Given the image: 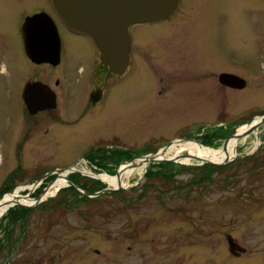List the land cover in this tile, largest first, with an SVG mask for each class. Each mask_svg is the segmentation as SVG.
<instances>
[{
	"label": "rangeland",
	"instance_id": "rangeland-1",
	"mask_svg": "<svg viewBox=\"0 0 264 264\" xmlns=\"http://www.w3.org/2000/svg\"><path fill=\"white\" fill-rule=\"evenodd\" d=\"M39 8L58 18L51 0H0V180L16 172L15 192L26 194L37 180L77 163L96 171L90 155L112 164L114 174L119 162L97 158L103 150L144 155L183 136L208 137L212 143L205 146L221 148L234 129L264 115V0H182L169 19L130 26L134 40L123 76L106 75L109 66L89 33L64 30L63 107L80 117L89 90L107 83L109 92L98 110L64 126L63 143L55 141L54 123L49 134L35 136L33 128L25 143L22 89L29 77L54 86L58 76L56 68L34 64L22 52V14L33 16ZM222 60L238 65L249 85L207 84L206 67ZM165 77L170 84L156 83ZM182 81L193 88L177 92ZM157 91L167 95L156 98ZM100 139L112 143L88 144ZM177 152L189 153L174 148L167 155ZM217 166L174 164L161 179L147 175L151 166H139L121 196H70L66 203L62 186L12 220L13 206L0 217V264H264V124L239 139L231 162ZM229 233L245 254H231Z\"/></svg>",
	"mask_w": 264,
	"mask_h": 264
},
{
	"label": "water",
	"instance_id": "water-1",
	"mask_svg": "<svg viewBox=\"0 0 264 264\" xmlns=\"http://www.w3.org/2000/svg\"><path fill=\"white\" fill-rule=\"evenodd\" d=\"M60 17L73 29L81 30L89 33L97 44L98 49L101 52V59L109 66L111 72L115 74H122L127 69L130 63V45L131 35L129 28L135 23L155 22L170 17L179 7L181 0H52ZM48 20L46 29L56 30L55 25L48 19V15L42 13L36 17L30 18L26 26V32H29L30 26L40 19ZM41 17V18H39ZM38 18V19H34ZM51 38H54L56 32L51 31ZM50 36L47 34L46 38ZM27 39V47L31 45V41ZM36 45V43H35ZM29 56L36 62L53 61L52 52L50 49H44L40 52L29 50L27 51ZM50 87L42 82L27 83L23 97L25 104L32 113L38 110L47 108H54L56 104L55 95L52 93ZM52 93V95H51ZM40 94L43 96L36 95ZM44 97H48L45 100ZM50 98V99H49ZM264 124V115L254 119L250 123L242 126L244 130L238 132V128L234 130L225 140L223 147H226L231 138L248 137L251 133L255 132L261 125ZM194 141L196 139H176L171 144L165 145L156 152L148 153L145 155L136 156L130 160L124 161L120 164H131L137 166V159H142L140 164L144 162L159 163V162H175L182 163L181 159L189 157L194 160H199L195 156L189 153L175 154L173 156H165L169 147L172 145H178L179 143ZM231 160L226 158L223 161L202 160L201 164L208 163L213 165H225ZM120 166L117 169L116 176H121ZM64 169H59V176H62ZM58 176V177H59ZM69 185H73L77 190L88 197H98L103 194L120 191L124 188L122 184L116 187H106L102 190L91 192L82 189L77 184L64 177ZM56 179L52 180L46 188L34 199L31 197L33 191L26 195H18L16 198H28L34 201L33 205H38L42 201L43 194L50 187V185ZM39 184V181L32 185L33 190ZM3 198H0L2 200ZM23 206H29L25 203H19ZM226 239L229 245V251L235 256H240L247 252V248L243 247L239 241L232 235L227 234Z\"/></svg>",
	"mask_w": 264,
	"mask_h": 264
},
{
	"label": "flooded vegetation",
	"instance_id": "flooded-vegetation-1",
	"mask_svg": "<svg viewBox=\"0 0 264 264\" xmlns=\"http://www.w3.org/2000/svg\"><path fill=\"white\" fill-rule=\"evenodd\" d=\"M52 2V1H51ZM182 3V0H181ZM181 3L179 5L178 8L181 9ZM53 4V3H52ZM177 8V10H178ZM53 9L54 11L57 13V10L53 4ZM179 9V10H180ZM175 11L171 16H173L176 12ZM36 13L33 14V16L27 15V12H23L22 14V21L19 24V28H20V40H21V47H22V52L24 54V56H28V58L30 59L31 57L28 54V50L30 48V50L35 51V52H40L44 49H50L51 50V54L53 57V61H42V62H36L34 61L32 58L31 62L34 64H37L39 66L41 65H50L51 67L56 68V72H57V77L54 79V86H50V83L52 82H44L42 79H40L39 77H29L26 84L27 83H34V82H42L46 85H48L51 89V91H53L52 93L55 95V102L54 104H56V106L54 108H47V109H43V110H38L35 113H32L31 110L28 109L27 105L25 104L24 101V97H23V91L24 88L26 86H24V88L22 89V99L24 102V106L22 108V118L23 121L25 122V124L28 127H25V129H23L22 131V137L21 140H23L25 143L28 141V138H30L29 134L31 133L33 128H38V130L35 132V136H37L38 134H49L50 128L53 127V124H57L59 127L56 131L57 137L55 139L56 143H63L64 142V137H60V133H64L65 128L64 126H72L75 125L76 123L80 122L84 117H86L87 115L95 112L96 110H98L97 108L99 106H101L103 103H105V94L106 92H109V87L107 83H104V86L102 85H97L95 87H93L91 90H89L88 92V97L87 99L84 101L83 104V112L82 114H80V117L77 116V111L74 112H69L67 111V109H65L63 107V99L64 96L63 94L65 93L64 88V84L63 83H67V76L65 74H61L60 73V69L63 68V63L66 60V45H65V41H64V30H66L68 33H70V35L74 36H86L87 38L89 37L88 34H85L84 32L78 31V30H74L73 28H71L70 26H68L58 15L57 16L54 13H50L42 8H39V11H35ZM42 13L48 15V19L50 20L49 22L51 23H55L56 25V30H52V29H46L47 26V22L48 20L46 19H40L39 21L35 22V24H33L32 26H30L29 28V32H26V26L28 21L30 20V18L32 19V17H36L38 15H41ZM170 16V17H171ZM170 17L166 18L169 19ZM41 18V17H39ZM34 19H38V18H34ZM53 20V21H52ZM165 20V19H163ZM161 21V20H160ZM24 23V24H23ZM137 25V24H135ZM51 31L56 32V35L54 38H51ZM47 34L50 36L49 38L47 37ZM26 37H28V39L31 41V45L29 47H27V39ZM132 39L134 40V35L132 37ZM36 43V45H35ZM234 57V55H232ZM101 58V55H100ZM102 61V60H101ZM188 62V61H187ZM191 64V63H190ZM103 65V63H102ZM131 66V65H130ZM129 66V68H130ZM238 65H236L232 60H222L220 62V65L217 66L216 68L213 67H206V69L210 70L209 72H207L208 74L211 75V81L208 82L207 84H213L216 80H218L222 86H226L225 88L228 89H236L239 90V85L240 86H248L247 85V79L244 77V75H242L240 72H237L234 68L237 67ZM96 66L93 67V69L90 71L91 75H93V71L95 69ZM132 67V66H131ZM223 68V70H221L219 72V69ZM133 69V68H132ZM191 70V69H190ZM189 70V71H190ZM110 74H109V73ZM106 72V75H112L114 73L108 71ZM125 74V73H124ZM122 74V76L124 75ZM115 75V74H114ZM217 77V79H216ZM53 80V79H52ZM91 80V79H90ZM170 80H172L171 77H165L161 82H156V83H161V85H166V84H170ZM108 81V78H107ZM184 82L185 87H183L181 90L177 91V92H187L184 88L187 89H192L193 85L191 84H187L185 81ZM90 83H87V87ZM102 86V87H101ZM154 86H155V82H154ZM244 87V88H245ZM208 88V87H205ZM156 89V87H155ZM155 91V90H154ZM51 93V95H52ZM159 92H155V96L156 98L159 97H164L166 94V91L164 92V96L163 95H159ZM177 94V93H176ZM38 96H40L41 98H43L42 95L40 94H36ZM178 95V94H177ZM183 95V94H180ZM45 100H48V97H44ZM50 99V98H49ZM22 127V126H21ZM40 127V129H39ZM29 128V131L26 133V129ZM53 132V130H52ZM26 134V137H25ZM193 136H183L181 138H192ZM195 138H197L196 136H194ZM198 140L204 141H210L208 137H198ZM104 139H100V141H93L87 143L88 144H111L112 142H108V141H103ZM108 140H113V139H108ZM123 144V143H120ZM11 176H14V178H16V172H14L13 174L8 173L3 180H0V197L5 195L6 193H12L14 192V190L11 189L12 187V178ZM58 176L57 173H55L54 171L47 174L46 176H44L43 178H45V183L46 185L53 179H55ZM41 178V179H43ZM15 180V179H14ZM40 180V179H39ZM30 192V191H28ZM36 196V195H33ZM27 207V206H24Z\"/></svg>",
	"mask_w": 264,
	"mask_h": 264
},
{
	"label": "bare ground",
	"instance_id": "bare-ground-1",
	"mask_svg": "<svg viewBox=\"0 0 264 264\" xmlns=\"http://www.w3.org/2000/svg\"><path fill=\"white\" fill-rule=\"evenodd\" d=\"M244 130V127H241L238 129V132H242ZM239 146V139L237 137H233L230 139L226 147L221 148H211L204 145L199 144L198 142L194 141H188L184 142L178 145H172L169 147V151L173 150L174 148H177L179 151H189V154L192 156H195V158H198L197 161L202 160H213V161H223L226 158L233 159L237 156V147ZM176 154H180L177 152ZM174 155V154H173ZM165 156H172V155H165ZM193 159L189 157H185L182 159V161L186 163L192 162ZM142 159H137V166L131 165V164H123L120 167L121 170V176H111L108 174H102L101 178L108 181L109 184L112 186H118L119 184H122L123 186L126 185L125 180L128 177H131L133 175V172L135 169H137L139 166L146 167L147 163L144 162L143 164H140ZM196 161V160H195ZM65 184L64 177H59L57 181H55L49 189L46 190V192L43 194V198L49 197L53 194H55L62 186ZM19 192L17 191L15 194H8L6 195L2 200H0V217L7 212V210L13 206L14 204L21 202V203H32L33 200H30L28 198H21L18 200L16 197L18 196Z\"/></svg>",
	"mask_w": 264,
	"mask_h": 264
},
{
	"label": "trees",
	"instance_id": "trees-1",
	"mask_svg": "<svg viewBox=\"0 0 264 264\" xmlns=\"http://www.w3.org/2000/svg\"><path fill=\"white\" fill-rule=\"evenodd\" d=\"M204 143H207V144H211L212 143V140L209 141V142H206V141H203ZM104 154H101L99 155L97 158H102V161H107V160H112V162H121L122 160H125V159H128L130 157H120V156H123V154L121 152H119L118 150L116 151H109V150H103ZM89 158L93 159V156H89ZM95 162L97 161V165L98 167H100L101 170H106V171H111L112 170V167L113 165L111 164V166H107V164L105 163H102V162H99L98 159H93ZM108 162V161H107ZM154 165V166H153ZM174 164L170 163V162H161V163H154L151 165V168H149L148 170V173L147 175L151 176V174H155L158 176L159 179L161 178H165L168 174L167 171L169 170V167L170 166H173ZM202 166H207V167H210V166H213V167H220V166H217V165H211V164H204ZM226 166V165H225ZM154 167H157L158 170L155 171V172H151L149 173L150 171H152V169ZM112 173V172H110ZM82 175H80L79 173H75V174H71L70 175V179L72 181H74L76 184H78L79 186H81L82 188L84 189H87V190H90V191H97V190H100L102 188H104L106 185L100 181V180H97V179H90L92 182L91 184H89L88 182L86 181H83L82 180ZM41 190V188L39 189V191ZM64 194L63 195H66L68 196V200H66V203L71 201L70 199V196L76 198V197H79L81 198L79 201H84V200H87L89 198H92V197H88L82 193H80L75 187L73 186H68L64 189H62ZM125 192V189H122L120 191H116V192H112V193H109V194H104L103 196H113V195H118V196H121L123 195V193ZM143 195V192L141 193V196ZM94 198H97V197H94ZM18 208H13L11 211H10V215L12 217V220L15 219L14 217H16V215H22L23 213L21 212H26V211H30L32 208H29V207H23L22 206H17ZM72 207L75 208L76 207V203L74 202L72 204ZM20 208V209H19Z\"/></svg>",
	"mask_w": 264,
	"mask_h": 264
}]
</instances>
